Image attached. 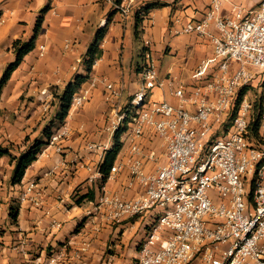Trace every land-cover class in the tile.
<instances>
[{
  "label": "built area",
  "instance_id": "2783aa9c",
  "mask_svg": "<svg viewBox=\"0 0 264 264\" xmlns=\"http://www.w3.org/2000/svg\"><path fill=\"white\" fill-rule=\"evenodd\" d=\"M109 1L125 18L147 19L141 0ZM222 4L223 0H210L203 16L181 30L207 37L212 47L211 55L192 71L188 87L159 76L151 42L143 41L137 66L140 88L108 127L112 137L123 130L120 141L127 142V151L106 177L100 165L107 146H85L99 156L88 178L96 190L89 215L104 212L110 222L144 218L134 264H264V0L254 9L234 5L229 15L221 14ZM4 22L0 13V26ZM69 48L66 42L64 49ZM44 55L45 47L39 45L38 57ZM99 83L113 96L121 94L105 80L89 77L72 95L67 116L89 101ZM253 86L260 104L256 142L248 137L254 108L248 95ZM164 88L176 104L151 100L153 89ZM49 107L44 100L42 110ZM147 130L149 142L158 145L142 142ZM69 135L64 122L37 157L51 149L61 152ZM157 148L163 151V164ZM148 164L153 168L147 170ZM124 173L128 187L139 188L131 199L106 187L107 181ZM40 196L37 184L28 181L18 201L38 204ZM85 250L83 246L73 252L76 262ZM65 256L62 250L53 251L47 264H59Z\"/></svg>",
  "mask_w": 264,
  "mask_h": 264
},
{
  "label": "crops",
  "instance_id": "0c3cea01",
  "mask_svg": "<svg viewBox=\"0 0 264 264\" xmlns=\"http://www.w3.org/2000/svg\"><path fill=\"white\" fill-rule=\"evenodd\" d=\"M261 1L223 0L221 14L229 15L234 5L254 9ZM154 3L159 6L148 13L146 20L141 19L136 31L135 17H123L109 0H0V13L5 18L0 26V80L15 60L13 43L30 41L37 19L43 17L34 48L23 57L0 92V150L18 157L35 140L44 139L41 129L54 119L59 109L58 96L76 75L87 74L84 60L101 28L105 34L99 44L100 55L89 77L121 89L116 97L99 83L89 101L67 116L70 135L62 143L61 152L51 149L37 157L19 184L11 183L14 162L8 155L0 156V264H47L56 250L66 254L59 264H132L135 260L144 236V218L110 222L104 212L89 215L94 200L76 201L88 191L96 197L88 178L99 156L85 146L96 143L106 145V150L113 146L109 122L140 88L137 66L143 41L151 42L159 76L174 78L187 87L192 83V71L212 53L207 37L181 33L187 22H196L203 16L210 0H141L142 5ZM210 30L213 32L212 26ZM66 42L70 43L67 50ZM39 45L45 47L41 58ZM41 91L43 99L50 101L46 113L38 101ZM150 98L176 104L167 88L153 89ZM148 131L142 142L156 145L149 142ZM127 147L122 144L117 158L125 155ZM157 153L163 164L162 149L157 148ZM152 168V164L146 166L147 170ZM28 181L35 182L41 192L38 204L19 203L16 199ZM106 187L126 199L139 191L135 186L128 187L125 173L115 175ZM16 213L14 220L12 214ZM83 246L86 250L81 261L76 262L73 252Z\"/></svg>",
  "mask_w": 264,
  "mask_h": 264
},
{
  "label": "trees",
  "instance_id": "16d2710c",
  "mask_svg": "<svg viewBox=\"0 0 264 264\" xmlns=\"http://www.w3.org/2000/svg\"><path fill=\"white\" fill-rule=\"evenodd\" d=\"M121 0H116L117 3H119ZM159 6L158 3L154 4H144L142 5V9L144 10L145 14H148L152 9L157 8ZM47 8L42 10V14L45 13ZM43 21V17L40 16L35 24L34 30H33V38L28 42H22L20 40H17L13 43V49L16 53L15 60L8 65L7 69L5 70L1 80H0V92L4 84L8 81L10 78L12 72L20 65V63L23 60V57L29 53L34 48L35 38L39 34L41 24ZM135 22H136V31L138 30V26L141 22V18L138 16H135ZM105 34V30L103 28L99 29L96 34L93 43L90 45L87 51L86 58L84 60V65L87 70V74L85 76L82 75H76L74 77V80L66 86L65 90L62 92L60 96H58V102H59V109L57 114L58 124L54 126H45L43 129V140H35L20 156L18 157H12L9 155L8 151L0 150V156L1 155H8L10 157V161L14 162V169L13 174L11 178L12 184H19L25 174L26 169L36 160L37 155L41 151L42 147L45 146L47 143V139L52 135V133L55 131V129L59 128L62 124L64 119L66 118L69 108H70V101L72 95L77 92L82 84L89 78V73L91 71V67L94 64L95 60L99 57L100 51H99V44L100 41L103 39ZM259 106L260 104L256 102L254 104L253 113L251 117L250 122V130L248 133L249 139H254V141H260V138L258 137V125L260 122V114H259ZM123 130L119 129L115 135L113 136V146L111 149L107 150L105 153V156L103 158V161L100 165V171L104 174L106 177L110 171L111 166L114 164L115 160L117 159V156L119 155V152L122 148V142L120 141V136L122 134ZM82 199H88L93 200L94 199V192L88 191L86 194L81 196L76 203H80V200ZM13 219L16 220L17 213L12 214ZM80 226V225H79Z\"/></svg>",
  "mask_w": 264,
  "mask_h": 264
},
{
  "label": "rangeland",
  "instance_id": "374dc122",
  "mask_svg": "<svg viewBox=\"0 0 264 264\" xmlns=\"http://www.w3.org/2000/svg\"><path fill=\"white\" fill-rule=\"evenodd\" d=\"M255 83H253V85H254ZM250 92H249V95H248V99L249 100H253V105L256 103V102H258V93H257V87H255V86H253V87H251L250 89ZM42 93H44V91H41L40 92V98H38V101L42 104V102L45 100V101H47L48 102V100H46V99H43V95H42ZM49 103H50V101H49ZM42 106V105H41ZM50 108V107H49ZM43 111V110H42ZM56 111V110H55ZM43 112H47V111H43ZM57 114H58V110L56 111V113H55V116H54V119H52V121L50 122V123H48L47 124V126H54L55 127V125L56 124H58V119H57ZM67 117V116H66ZM66 119V118H65ZM65 119H64V121H63V124H64V122H65ZM43 129H44V127L41 129V138L43 137L44 138V136H43ZM127 144V142H125L124 143V145H126ZM17 201H18V193H17ZM19 202V201H18ZM20 203V202H19ZM78 227H80V226H78ZM78 227H77V229H78ZM108 251L111 253L112 251H113V249H108ZM113 253H114V251H113ZM112 253V254H113ZM134 262H135V260H132V264H134Z\"/></svg>",
  "mask_w": 264,
  "mask_h": 264
}]
</instances>
